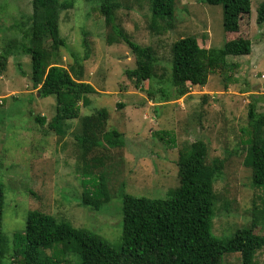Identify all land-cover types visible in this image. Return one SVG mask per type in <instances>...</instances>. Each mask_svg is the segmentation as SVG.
I'll list each match as a JSON object with an SVG mask.
<instances>
[{"label":"rangeland","instance_id":"rangeland-1","mask_svg":"<svg viewBox=\"0 0 264 264\" xmlns=\"http://www.w3.org/2000/svg\"><path fill=\"white\" fill-rule=\"evenodd\" d=\"M59 1L74 3L61 14L60 30L67 47L59 53V64L69 69L74 56H85L82 42L87 35L92 55L84 62L83 81L97 91L89 96V107L80 103V118L64 125L63 137L50 128L56 99L38 94L30 81L31 58L22 52L23 36L31 26L32 0H0V55L9 44L18 45L0 77V184L5 193L3 234L7 243L24 231L28 213L38 210L120 246L122 189L135 197L167 198L169 190L179 186L180 151L197 141L207 145L208 163L215 159L224 163L214 186L218 202L213 235L229 239L253 224L255 234L264 236V189L251 186L252 170L245 164L250 105L257 114H264V24H257L264 0H252L251 22L242 27L252 40V53L227 57L231 68L216 70L205 87H192L188 96L166 104L156 103L161 94L155 91L167 87L176 37H196L202 48L218 50L242 33V28L238 33L224 30L221 5L176 0L174 30L158 33L150 27L149 0H120L117 24L135 43L155 49L161 80L151 85L154 101L148 95V82L139 88L127 76V71L136 69V58L127 44H108L111 30L98 2ZM102 109L109 115L99 138L115 129L124 135L125 145L97 147L84 156L76 136L82 134L83 118ZM37 117L44 121L37 122ZM86 164L95 173L103 169L110 173L111 201L99 212L79 204ZM241 260L239 253L228 254L223 264H242ZM9 262L15 264L12 259ZM256 262L264 264V250L257 253Z\"/></svg>","mask_w":264,"mask_h":264},{"label":"trees","instance_id":"trees-1","mask_svg":"<svg viewBox=\"0 0 264 264\" xmlns=\"http://www.w3.org/2000/svg\"><path fill=\"white\" fill-rule=\"evenodd\" d=\"M100 14L111 33L107 42L111 46L123 41L136 58V69L127 71L140 88L150 84L148 95L154 100L151 85L160 81L156 73L158 58L151 46L135 43L116 22V10L120 0H96ZM150 27L154 32L174 30L176 0H149ZM211 6L223 7L224 30L238 33L251 22L252 0H201ZM74 7L72 1L32 0L29 31L23 36L22 52L31 58L30 81L41 98L55 97L56 115L50 124L58 136L65 135L64 125L80 118L81 106L91 105L90 95L95 88L84 82V62L91 58V44L84 34L85 56H74L73 65L67 69L59 64V53L67 47L61 34L60 19L64 11ZM245 20V22H243ZM257 24H264V3L257 12ZM251 25L248 23V26ZM225 44L222 49L202 48L196 37L178 38L171 48L172 65L167 87L160 93L158 104L179 100L190 94L192 87H205L216 70L231 68L227 57L249 56L252 40L246 32ZM17 44H9L0 55V77L6 70L10 57L18 50ZM155 101V100H154ZM81 103V106H80ZM254 105L249 108V148L245 164L252 170L251 186L264 189V114H257ZM108 111L85 116L83 131L76 136L83 155L97 147L122 148L125 137L117 130L98 133L105 126ZM36 121L44 120L37 117ZM208 147L197 141L180 151L178 161L179 186L170 189L167 198L149 199L135 197L122 189L123 229L115 247L112 241L85 228H75L42 211H30L23 232L13 235L7 243L3 234L4 186L0 184V264H223L228 254H241L242 264H258L256 255L264 250V236L255 234L253 224L239 230L229 239L213 235V222L218 198L215 183L221 178L224 163L215 159L208 163ZM109 172L95 173L85 165L79 204L83 209L102 211L109 206ZM1 183V182H0ZM119 208V207H118ZM117 209V208H116ZM121 209V207H120ZM119 210V209H118ZM121 212V210H120ZM121 228V223H120ZM119 245V244H118Z\"/></svg>","mask_w":264,"mask_h":264}]
</instances>
